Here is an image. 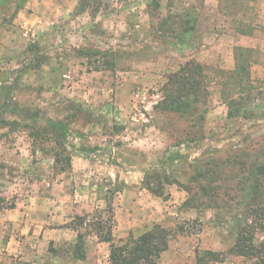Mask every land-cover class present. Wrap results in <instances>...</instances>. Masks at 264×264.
I'll use <instances>...</instances> for the list:
<instances>
[{
  "label": "rangeland",
  "instance_id": "obj_1",
  "mask_svg": "<svg viewBox=\"0 0 264 264\" xmlns=\"http://www.w3.org/2000/svg\"><path fill=\"white\" fill-rule=\"evenodd\" d=\"M118 1L78 0L74 12L49 14L44 23L45 0H0V119L8 123H0V205L15 204L22 211L28 207L24 217L41 225L50 216L49 199L57 182H64V191L73 190L75 181L83 185L81 178H74L72 165L68 167L69 157L72 164L79 148L93 150L106 136L116 135L134 139L148 134L150 140L144 144L155 145L160 130L165 149L173 148L178 154L173 162L166 156L160 159L155 172L176 178L187 197L168 234L193 239L189 246L196 252L194 264L199 256H204L206 264H254L231 249L238 219H244L250 199L246 189L255 176L264 184V72L258 78L255 65H250L251 82L238 93L225 63L222 66L215 59L221 54L211 64L201 62L210 90L206 107L217 108L219 120L224 117L210 128L198 127L199 119L186 121L152 110L170 71L185 64L184 56L190 61H197L194 55L208 56L194 47L167 51L176 32L166 4L160 10L161 0L151 2L150 28L141 30L133 27L136 20L129 0ZM239 4V0H222L219 12L205 10L203 18L228 21L229 12ZM143 19L139 22L145 23ZM249 59L253 62L257 55L253 52ZM97 67L101 70L96 71ZM222 91L231 92L229 100L246 105L239 117L226 118ZM116 103L124 108L116 109ZM91 126L95 138L88 144L85 130ZM178 143L182 146L176 147ZM107 174L105 170L97 174L92 183L108 185ZM261 189L264 204V186ZM101 220L111 225L110 214L95 209L90 215L76 216L69 226L83 235L87 247L92 227ZM261 225L255 244L264 239L263 221ZM24 226L0 214V264L78 263L71 254L77 240H65L55 248L39 232L27 235ZM203 237L212 242L207 245L212 250H200L197 240Z\"/></svg>",
  "mask_w": 264,
  "mask_h": 264
},
{
  "label": "crops",
  "instance_id": "obj_2",
  "mask_svg": "<svg viewBox=\"0 0 264 264\" xmlns=\"http://www.w3.org/2000/svg\"><path fill=\"white\" fill-rule=\"evenodd\" d=\"M152 1L129 0L128 7H130V12H133V19L136 20L133 25L136 29L150 28L151 21L147 20L151 18L150 6ZM221 1L203 0V3L200 4L198 0H161L162 7L160 10L164 11L163 4H166L165 12L168 19H173L169 22L176 32L172 34L173 38H170L173 39L172 43L168 42L171 48L167 51L178 53L180 47L189 49L194 47L208 56V58L203 59L201 56L194 55L195 60L199 63L204 60L207 64L213 62L211 59L216 54H221L215 59L220 64L225 63L224 66L221 65L230 72L236 68L235 49L237 47L251 49L257 55V59H254L255 61L251 62V65H255L254 68L258 70V78H263L264 0H239L240 4L237 9L229 12L228 21L221 19L217 23L218 20L215 21L212 18L208 22L205 17L203 18L206 13L205 10H211L214 13L219 12ZM113 2L119 3L118 0H113ZM45 5V9L41 13V22L44 21V23L51 18L48 16L49 14L74 12L78 0H45ZM141 17H145L141 21L146 20L145 23L139 22ZM202 29L212 31L202 35L200 32ZM244 29H249L251 32L243 33ZM201 37H203V41H200ZM223 56H225L224 59H221ZM183 60L186 62L191 59L184 56ZM180 67L178 66L170 73L176 72ZM117 106L116 109L124 108L121 104H117ZM153 108L154 105H151L152 110ZM216 112L217 108L209 107L207 109L205 128L215 126L222 121L224 117L222 116L219 120ZM225 116L227 118V110ZM155 128L157 129L156 126ZM91 130L94 131L92 126L85 130L88 144H91L95 138ZM158 132L160 140L155 145L148 142L144 144L145 140H150L147 139L148 134H145V138L134 139L116 135L110 137L111 139L106 136L107 139L103 138L105 142H100L98 148L93 147V150L89 149L90 147H87V150L79 148L78 153L73 155L71 169L74 178H81L83 185L75 181L73 190L64 191L62 186L64 182H60L61 184L57 182L55 192H51L49 199L50 216L45 217L48 219L45 223L36 226L33 224L32 218H25V214H28L26 212L28 207L25 211H22L20 207H15L1 211L0 214L11 220L24 222L23 232H26L27 235L32 231L39 232L48 237L50 243H54L55 248L64 243L65 240L76 242L78 235L74 228L69 226L76 216L90 215V212L95 209L106 212L109 203L113 211L114 226L112 232L117 243L126 241L131 237L138 238L156 225H160L166 230L172 228L173 223H175L174 220L179 214V208L186 202L185 193L180 190L176 183L167 184L165 185V195L159 197L150 193L143 185L146 173L159 170V160L175 153L173 148L165 149L164 135L160 130ZM120 138L129 140L126 142L128 144L117 141ZM105 157L108 159L115 158L117 161L110 163V160H107L105 162ZM104 170L108 172L107 181L109 184H102L104 186L99 187L91 180L97 178L99 176L97 174H102ZM110 188L113 189L112 193L108 192ZM45 224H49V227ZM92 230L89 234L87 247H85V258L75 260V262H78L77 264H106V261L104 262L105 252L108 256L107 264H109L110 244L101 242L93 227ZM197 241L200 250H212L208 247L212 245V242L206 237H203L201 242ZM192 242L193 239L189 236L169 235L168 249L160 255L159 264H194L196 252L194 247L190 248L189 246Z\"/></svg>",
  "mask_w": 264,
  "mask_h": 264
},
{
  "label": "trees",
  "instance_id": "obj_3",
  "mask_svg": "<svg viewBox=\"0 0 264 264\" xmlns=\"http://www.w3.org/2000/svg\"><path fill=\"white\" fill-rule=\"evenodd\" d=\"M250 32L251 30L249 29L243 30V33ZM252 53L251 49L241 47L235 49L236 68L228 74H231L234 88L240 89L238 93H242L244 90H241L245 88L244 86L251 82L249 70L251 62H249V58ZM95 70L99 71L101 69L97 67ZM161 92L162 97L154 106L155 111L160 110L165 114L178 115L186 121L199 119L200 126L198 127L204 126L207 112L206 104L210 97L204 65L197 61L185 62L179 70L167 76ZM230 93L229 91H222L221 97L223 103L227 106V118L233 119L242 114L246 105L238 103L234 99L229 100ZM0 123L8 124L5 119H0ZM193 126L196 127L197 125ZM175 146H182V143H178ZM177 154L173 153L167 158L173 162ZM69 159L68 167L71 168V158L69 157ZM56 160H58L57 156ZM253 178V185L246 189V197L250 199L246 203L244 219H238L236 241L231 250L233 253L235 252L247 259H251L254 264H264V239L258 244L254 243L255 232L262 226L261 222H264V204H261L260 201L263 193L261 188L264 184L256 176ZM174 183H177L176 178L171 179L170 176L162 175L155 171L146 173L143 181L145 188L153 195L159 197L165 195V185ZM15 207V204L8 207L0 205V212L4 209H14ZM107 211L110 214L109 222H111V225H107L108 221H98L95 225V231L98 233L101 242L110 244L109 264H159L160 255L168 249L169 234L166 228L156 225L138 238L131 237L127 241L117 243L112 232L114 224L110 203ZM237 217H240V215ZM82 239L83 235L79 233L77 242L71 252L73 261L85 258V247ZM203 258L204 256L198 257V264L207 263ZM18 264L29 263L19 262Z\"/></svg>",
  "mask_w": 264,
  "mask_h": 264
}]
</instances>
